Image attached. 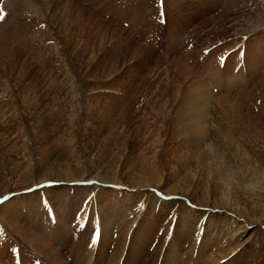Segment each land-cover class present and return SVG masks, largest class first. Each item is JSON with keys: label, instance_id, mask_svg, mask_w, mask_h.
I'll return each instance as SVG.
<instances>
[{"label": "bare ground", "instance_id": "1", "mask_svg": "<svg viewBox=\"0 0 264 264\" xmlns=\"http://www.w3.org/2000/svg\"><path fill=\"white\" fill-rule=\"evenodd\" d=\"M83 1L0 0V112L4 110L10 112L12 110V108H8L11 94H7V91L8 88L12 90V86H15L14 83L18 84L15 68H17V73H21L26 57L31 55L34 59L40 54H45L51 46L59 55L63 40H66L64 41L65 44L72 42L74 38H79L80 43L85 40V38H82L85 36L82 25L84 22L89 21L91 13L81 5ZM257 12L258 17L255 21L259 22L255 28H259L260 32V27H264V8L259 13ZM104 25H107L106 28H111L108 24ZM101 31L107 33V30L103 28H101ZM23 34H27L25 40H22ZM61 34L64 36H61ZM262 34L264 35V32L257 33L255 36L258 39V36ZM170 35L168 43L171 45L172 50L183 49V46L180 45L184 40L178 41L177 30L170 31ZM67 39L69 40L67 41ZM120 41L121 39L118 37L117 42L121 43ZM46 43L51 44L40 46ZM77 43L76 41L75 45ZM254 49L256 50L251 55L253 63L250 64L248 60H245L246 68L244 69H246V72H239L235 78H226L223 74H214L208 78L205 73L196 71L191 76L189 75L187 79L183 76L185 77L184 80H187L186 82L177 80L178 82L173 85L167 82L169 88H172L171 95L167 98L168 90H166L161 95L152 96L154 98H152L151 103L149 101L146 103L148 110L144 117L147 113L148 117L145 118L143 123L138 122L136 124L137 131L135 133L139 135L138 126L142 127L144 132L138 141L134 134V143L131 142L132 139L129 137L120 141L114 134H111L110 129L113 126L115 128L112 123L117 121L113 118L109 122V126L106 127L105 133L107 136H112L117 151L115 153L109 152L106 155L108 160L104 163L105 167L101 172V177L99 172L97 175L101 184L94 183L93 187H89L88 183L87 185L84 183L82 186L77 184L78 180L79 182L86 180L84 174L89 169H86L85 163L77 159L73 170L68 169L58 172L56 165L42 170L45 160L40 157L37 159L30 153V150L28 152L26 143L24 148H27L28 153L23 158L27 160L23 159L16 164L18 167L19 163H22L18 168L20 170L22 167H26L25 172L16 176L17 178L12 175L14 178L6 179L3 176V179L0 180V195L4 193L0 196V222L7 225L9 232L11 229L13 234L18 237L14 243L11 242L7 245V229L0 226V254L7 250L11 252L9 255L6 254L5 259H0V264H158L159 260V264H180L177 260L183 239L193 235L198 237L200 232H203L202 235L210 232L208 226H205L203 230L201 226H197L198 223L201 224L203 221V223L207 222V224L213 226L214 232L217 231L219 223L214 224L217 217L215 212L222 210L226 212V217L223 215L222 218H225L226 222H234L232 223L233 227L230 228L231 235L229 237L234 239L237 235L236 239H239L250 230V234L252 232L253 234L247 236L248 241L253 242V245L257 247L259 235L264 233L261 227L257 226V228L255 226L257 222L261 225L264 224V163L261 161L259 153L256 156L249 152L251 151L249 148H252L249 145L252 142L248 141L245 133L247 132V124L250 123L243 120V118L249 114L250 108L246 110L245 95H242L245 88L253 87L250 83L251 74L255 75V72L264 69V59H260L262 58L261 54L257 53L261 50L260 46L258 49ZM254 49L252 50L254 51ZM139 50L136 49L125 58H122L123 61L121 62H124L127 66L125 72L129 73L139 68L138 62L135 60V56L141 55L142 51ZM196 50L191 49L194 53ZM60 57L63 58L62 55ZM66 59L68 58L66 57ZM202 59L207 60V55ZM63 60L65 59L63 58ZM177 60L179 62L173 61V67L176 68L173 69L182 73L180 68L183 65V58L179 56ZM147 69L148 67L144 70ZM170 71L168 74L166 73L167 78L174 81V78L171 77L173 71ZM260 72L262 73V71ZM180 79H182L181 75ZM10 82L13 84L11 85ZM36 90L39 91V89ZM35 93L37 92L35 91ZM122 97L124 96L121 95L118 98L120 105L123 101L121 100ZM35 99L30 93L28 95L30 104H26L25 108L30 109L31 106L35 105L34 102L31 104ZM80 102V100H77L78 105ZM260 102L262 101L260 100ZM254 104L256 106V101ZM119 108H117L118 113L124 111L120 106ZM13 115L16 118L20 116L19 113H13ZM237 119H241L247 124L239 123ZM33 120L31 124L34 129L36 128L35 122L38 123V127L40 126L36 136L40 134L43 136L48 129L44 128L47 119ZM162 130H165L163 135L161 134ZM251 130L255 132L254 129ZM18 131L22 134L20 129ZM81 133L83 134V131ZM106 134L103 135L106 137ZM254 137L258 138L256 135ZM153 140L158 142L156 148L166 150L170 157L165 166L162 163V165L160 164L164 166L163 169L168 171L167 176H161L162 173L158 171L155 163L150 168L147 167L148 164L146 165L145 148L155 150ZM136 152L140 157L136 158ZM22 153H25V150ZM22 153L20 156L24 155ZM3 163L4 161H0L1 167ZM123 168H128V170L121 174ZM171 169H174L176 173L184 169V172L189 174L193 169L197 173L205 174L211 186L216 189L214 192L220 193L218 194L219 203L217 204H212L213 201L211 203L205 198L196 200L190 194L188 195L190 200L184 198L186 201L184 205L179 201L177 206H181L184 210L179 213L182 220L177 223L179 225L176 235L171 234L174 232L172 227L170 228V221L167 218L168 222L164 225L165 228H161L162 226L159 227L160 229L156 227L158 219L164 218L163 215L161 217L162 209L167 206L169 199L175 198L176 201L178 200L176 196H173V194L179 192L178 187H185L184 189L191 194H196L197 190L195 187L194 189L189 188L193 183H185L186 180L183 179L181 173L182 176H179V180L171 177L173 173L169 176ZM89 171L88 175L90 176ZM161 171L164 172V170ZM132 179L137 182H133V185H129V183L125 185L124 182H132ZM191 179L188 178L187 180L191 181ZM42 181L55 183L49 187L43 186ZM58 181H60L59 184H57ZM22 184H34L37 190L15 196L13 189ZM71 187L73 188L69 190V193L70 191L72 193L64 198V190ZM203 192H201V196L205 194ZM12 194L16 197L13 204L11 200H7ZM179 194L187 195L188 193L182 192ZM191 197L194 201H191ZM4 200H7V202L6 206L3 207L1 202ZM139 203H141V207H144L143 211H139ZM225 204H228V206ZM38 207L39 214L35 217L37 220L41 218L39 226L35 223L36 218L31 220ZM146 207L147 210H145ZM22 208H24L23 212L21 211ZM236 212L240 213L237 218L234 217ZM189 220H191L190 226ZM182 225H184V228L190 227L192 231L182 230ZM110 230L115 238L109 233ZM158 230H161V235L157 234ZM243 231H245V234H243ZM185 232H188V235ZM160 236L163 240L162 247L161 243H157L158 245L155 244L152 249L149 248L152 246V242ZM2 237L5 238L2 240ZM51 237H54L53 240ZM65 238L70 244L69 249L71 252L69 254L71 256L67 255V260L64 257L65 251L60 250L63 249V246H59L60 243L64 244ZM246 240L244 239L242 244L241 240L236 243L238 246L241 244L240 250L245 245ZM126 242L128 243L126 244ZM111 245L112 248L110 249ZM28 251L31 253H28ZM84 251H87L85 257L83 256ZM183 252L185 254L189 251ZM161 253L162 256L158 258ZM69 257H71L70 260H68ZM218 259L221 260V258ZM217 264H221V262L219 261Z\"/></svg>", "mask_w": 264, "mask_h": 264}, {"label": "rangeland", "instance_id": "2", "mask_svg": "<svg viewBox=\"0 0 264 264\" xmlns=\"http://www.w3.org/2000/svg\"><path fill=\"white\" fill-rule=\"evenodd\" d=\"M262 3L264 5V0H164V7H161L160 0H84L81 5L89 10L88 12L91 13V16L89 17V21L84 22L82 25L85 32V36L82 37L85 38V40H83L82 43L78 41L79 38L74 37V42H67V44L64 43L66 40H63L59 55L51 46V50L48 49L45 54H40L34 57V59L31 55L30 57H26L21 73H17V68H15L18 84L14 83L15 86H12V90L8 88L9 92L7 91V94H11L8 108H12V110H10V112L6 110L0 112V161H4L2 167L0 166V180L3 179V176L6 179H10L23 174L26 167H22L19 170L18 167H20L22 163H19L18 167L16 164L22 161L27 153L31 151L30 153L37 159L40 157L45 160L42 165V170L55 165L57 166L58 172L68 169L73 170L75 162L80 160L85 163L86 169H89H87V172L84 174L86 180L80 182L78 180L77 184L82 186L85 183V185H87V181L101 184L97 175L99 172V176L101 177V172L105 167L104 163L108 160L106 155L109 154V152L115 153L117 151L112 136H107L105 133L107 130L106 127L109 126V122L113 118L117 121L112 123L115 125V128L114 126L112 128L110 127L111 129L109 128L110 132H112L111 134H114L120 141L129 137L132 139L131 142L134 143V134L138 141L144 132V129L138 126L139 135L135 133V131H137L136 124L138 122L143 123L145 118L148 117V113L144 117V114L148 110L146 103L148 101L151 103L152 98H154L152 96L161 95L162 92L166 90H168L167 98L171 95L172 88H169L167 82L171 83V85L178 82L177 80L186 82L187 80H184V78L186 77L185 79H187L189 75L191 76L196 71L205 73L208 78L214 74H223L226 78H235L239 72H246V69H244L246 68L245 60H248L250 64L253 63L251 55H253L256 50L254 48L258 49L259 46L261 50L257 53L259 55L261 54L260 56L262 58L260 59H264V35L258 36V39L255 36L257 33L264 32V27H260V32L259 28H255L259 22L255 21L258 17L256 12L258 11L257 9L261 11L264 8ZM161 12L164 13V17H161ZM104 24H108L111 28H106L107 25ZM101 28L107 30V33L102 32ZM176 30L177 37H179L178 41L184 40L180 45L183 46V49L180 50H172L171 45L168 43L171 37L170 31ZM254 31L258 32L255 33ZM62 34L61 36H64ZM252 36L254 37L252 38ZM118 37L121 39V43L117 42ZM26 38L27 34H23L22 40ZM68 40L69 39H67V41ZM245 40L248 41L244 42ZM76 41L78 42L77 45H75ZM49 44L51 43L42 44L40 46H48ZM136 49L142 51L140 56H135L139 68L129 73L125 72L127 66H125L124 62H121L123 61L122 58H125ZM191 49L197 50L194 53ZM252 49H254V51ZM27 55H29V53H27ZM60 55H62L65 60H63ZM206 55L207 60L202 59ZM179 56L183 58V65H181L180 68L183 74L174 70L176 68L173 67V61L179 62L177 60ZM66 57L68 59H66ZM146 66L148 67V71L144 70L147 68ZM190 67L193 68L191 69ZM169 69H172L171 71L174 70L171 73V77L172 79L174 78V81H170L169 78H167L166 73L168 74L170 71ZM260 71H262V73ZM260 71L257 73L255 72V75L253 73L251 74L250 83L253 87L249 89L245 88L242 93V95H245L246 110L250 108L251 111V113L249 111V114H247L243 120L248 121L250 124L245 123L241 119H237V121L247 124L245 136L248 138V141L252 142V144L249 145V147H252L249 148V150H251L249 152L256 156H258L259 153L261 156L260 159L264 163V124H262L264 122V69H260ZM180 75L182 79H180ZM254 80L257 82L255 81L254 83ZM261 80L263 81L261 82ZM12 84L13 83H11V85ZM36 89H39V91ZM35 91L37 93H35ZM30 93L37 100L35 99L31 103L33 104L34 102V104L36 103L35 105L31 106L30 109H26V104H30L28 102V95ZM121 95L124 97L121 98L123 101L120 105L118 98H120ZM77 100L81 101L79 105L77 104ZM260 100L262 102H260ZM255 101L256 106L254 104ZM119 106L124 111H119L118 113L117 108L120 109ZM13 113H19L20 116L16 118ZM37 119H47L44 128L48 129L43 136L42 134L36 136L40 128V126H37L38 123L35 122V129L31 124L32 120L35 121ZM19 129L22 131V134L18 131ZM128 129L131 130L128 132ZM251 129H254L255 132H252ZM82 131L83 134L81 133ZM164 133L165 130H162L161 134L163 135ZM103 134H106V137ZM255 135L258 136V138L254 137ZM32 137H34L35 140L32 139ZM26 143L28 152L26 150L27 148H24ZM153 145L155 146V150H148L145 148L147 157L146 165L148 164L147 167L150 168L151 165L155 163V166L158 167V171L162 173L161 176H167L168 171L163 168L167 162H169L170 157L166 153V150L164 151V149L156 148V146H158L156 140H153ZM23 149L26 154L22 153V151L24 152ZM21 153L24 155L20 156ZM135 155L136 158L140 157L137 152ZM161 163L164 166H161ZM131 169H133V167H131ZM88 170H90L89 174L91 177L88 175ZM127 170L128 168H123L121 174H124ZM161 170H164V172ZM171 170L169 176L173 173L171 177L176 180L178 178L179 180L183 175V179L186 180L185 183H193L189 188L194 189L195 187L197 190L196 195L184 189L185 187H178L179 192L173 194L178 200L176 201L175 198L169 199L170 201L166 204L167 206L162 209L161 217L163 215L164 218L161 220L158 219L159 221L156 227L159 228L162 226L161 228H165L164 225L169 220L170 228L172 227L174 232L171 234L176 235V230L179 225L177 223L182 220V216L179 215V213H182L181 211L184 210L181 206H177L179 205V201L184 205L186 203L184 198L190 200V197L188 198L190 194L193 195L196 200L205 198L210 202L213 201V203L211 202L212 204H217L219 203L218 194L220 193L217 191L214 192L216 189L211 186L205 174L197 173L193 169L189 174L185 173L184 169H181L182 172L180 171L178 173H176L175 170ZM12 175L14 177H12ZM186 177L189 179L192 178L191 181L187 180L188 178L186 179ZM60 181H58L57 184H59ZM205 181L209 183L207 184ZM133 182L135 183L137 181L132 179V182L124 183L125 185H128V183L131 185ZM54 183L55 182L52 181L41 182L43 186L49 187L50 185L53 186ZM94 183H88V186L93 187ZM35 186L34 184H22L15 187L13 193L15 196H18L22 193L35 191L37 190ZM72 188L73 187L64 190V198L72 193V191L69 193V190H72ZM202 191H204L203 193L205 194L201 196ZM182 192L188 194H179ZM1 195H4V193ZM15 196L12 194L7 200H11L13 204L16 200ZM7 200L1 202V206H6ZM192 200L193 198L191 197V201ZM139 204V211H143L144 207H141V203ZM225 205L228 206V204ZM38 210L39 207L36 209L34 216L31 217V220L35 219V216H38ZM145 210H147V207ZM21 211L23 212L24 208H22ZM215 213H217V215H215L217 217L215 218L216 222L214 224L217 222L219 223L217 231L214 232L212 229L213 226L209 223L207 224V222L203 223V221L201 224L198 223L197 226H201L202 230L205 226H208L211 231L203 235V232H200L198 237L193 235L186 237V239L184 238L180 246L177 261H179L180 264H190V260L191 264H217L219 261L221 264H225L226 262L228 264H264V233L259 235V238L257 237V247L253 245V242L248 241L247 236H252L253 234V232L250 234V230L246 234L245 231H243L245 235L242 236V238L239 237V239H236V235L234 239H231L229 237V235H231L230 228L233 227L232 223L234 222H226L225 218H222L226 213L225 210L216 211ZM239 216L240 213L236 212L234 217L237 218ZM190 221L191 220H189V226ZM35 223L39 226L41 218L39 220L36 218ZM260 225L259 222L255 223L256 227H261V230L264 231V224ZM0 226L7 229V225L1 222ZM182 227L184 231H192L190 227L184 228V225H182ZM77 232L79 231L77 230ZM109 233L115 238L111 230ZM185 233L188 235V232ZM157 234L161 235V230H158ZM4 238L5 237H2V240ZM17 238L18 237L13 234L11 229L10 232L7 229V245L11 242L14 243ZM53 238L51 237L52 240ZM244 239H247L246 243L240 250ZM156 240L153 241L154 243L152 242V246L149 248L152 249L157 243H161L162 247L163 240L161 236ZM240 240L241 244L238 246L236 243ZM127 243L128 242H126V244ZM190 245H192V248ZM59 246H63V249L60 250L65 251L64 257L65 260H67V255L71 256L69 255L71 252L67 238H65L64 244L60 243ZM111 248L112 245L110 249ZM183 251L189 252L184 254ZM10 253V250L4 253L2 252L0 254V259H5L6 254L9 255ZM28 253L31 252L28 251ZM83 256H87V251L83 252ZM161 256L162 253L158 255V258ZM70 258L71 257H69L68 260H70ZM218 258H221V260ZM159 263L160 260L158 261V264Z\"/></svg>", "mask_w": 264, "mask_h": 264}, {"label": "snow or ice", "instance_id": "3", "mask_svg": "<svg viewBox=\"0 0 264 264\" xmlns=\"http://www.w3.org/2000/svg\"><path fill=\"white\" fill-rule=\"evenodd\" d=\"M160 5H161V7H164V0H160ZM160 15H161V17H164V13L163 12H161ZM87 183L91 184V183H94V182L93 181H87Z\"/></svg>", "mask_w": 264, "mask_h": 264}]
</instances>
